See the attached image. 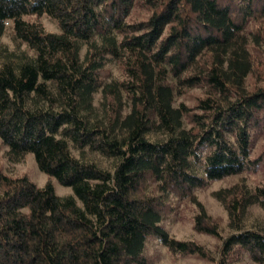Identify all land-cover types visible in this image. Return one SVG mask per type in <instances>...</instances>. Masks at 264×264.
Segmentation results:
<instances>
[{
	"label": "trees",
	"instance_id": "1",
	"mask_svg": "<svg viewBox=\"0 0 264 264\" xmlns=\"http://www.w3.org/2000/svg\"><path fill=\"white\" fill-rule=\"evenodd\" d=\"M258 52L264 0H0V151L49 179L0 170V264H149L152 241L208 260L164 225L182 202L216 264H264ZM228 178L223 235L197 193Z\"/></svg>",
	"mask_w": 264,
	"mask_h": 264
},
{
	"label": "rangeland",
	"instance_id": "2",
	"mask_svg": "<svg viewBox=\"0 0 264 264\" xmlns=\"http://www.w3.org/2000/svg\"><path fill=\"white\" fill-rule=\"evenodd\" d=\"M137 17V15L135 16ZM42 22L45 28L50 32H57V26L47 18H43ZM5 43H9L8 38H4ZM257 59H261L259 64L257 63V73L264 75V54L262 52L257 53ZM263 59V60H262ZM114 75H118L117 69H112ZM259 75V74H258ZM258 77V76H257ZM259 77H264L260 76ZM253 85L257 83L260 85L264 83L260 81V78H254L252 80ZM203 91L195 89L186 93V96L181 98L180 101H184L189 107L194 108L197 105V100L203 97ZM258 152L264 149V138L260 139L258 144ZM0 170L11 177H28L31 181L36 183L37 186L42 187L48 181V177L42 174L33 159L32 156H27L23 161L13 163L8 160L5 155V148L1 147L0 151ZM249 181L252 185H256L264 181V166L259 170L256 175L249 176ZM237 178H228L223 181L212 183L208 188L198 191L197 198L205 206L208 216L215 221L222 229L223 235H228L230 232L228 229V216L222 205L215 200L212 193L220 188L227 187L232 183L237 182ZM57 194L60 196H67L71 194V190L63 188L58 183H55ZM197 209L190 202H182L178 206V211L172 214L170 218L165 221L164 225L169 233L176 239L181 241L195 242L201 246H204L212 253V258L203 259L198 256H180L175 255L165 248L158 246L156 242L152 241L148 248L149 264H216L213 259L218 258V249L221 245L220 241L213 236L200 233L195 228L194 218L196 216ZM263 217L260 209H253L249 223L255 219H261ZM246 264H252L246 262Z\"/></svg>",
	"mask_w": 264,
	"mask_h": 264
}]
</instances>
